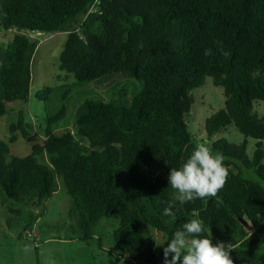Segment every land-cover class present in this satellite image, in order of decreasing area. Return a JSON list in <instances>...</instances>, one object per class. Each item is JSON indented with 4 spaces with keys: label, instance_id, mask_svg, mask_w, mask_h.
<instances>
[{
    "label": "trees",
    "instance_id": "obj_1",
    "mask_svg": "<svg viewBox=\"0 0 264 264\" xmlns=\"http://www.w3.org/2000/svg\"><path fill=\"white\" fill-rule=\"evenodd\" d=\"M10 30L23 34L0 46V117L30 97L38 44L28 34L66 32L60 69L81 85L125 73L142 87L128 106L86 100L74 127L55 135L66 117L67 90L42 143L20 111L9 141L0 140V191L7 200L39 207L61 181L79 218L80 241L95 237L105 219L119 222L112 236L117 260L164 264L173 233L199 218L212 242L233 244L234 264H264V115L255 107L264 103V0H0V33ZM209 48L212 55H204ZM207 78L225 97L224 108L205 121L207 137L234 127L244 141L213 142L229 170L225 187L207 201H176L167 217L163 208L174 199L164 183L148 184V172L164 155L169 176L191 154L192 91ZM53 92L45 87L46 95ZM18 131L31 145L24 157L11 153ZM248 139L256 140L251 156ZM244 171L258 180H246ZM162 235L158 252L154 239Z\"/></svg>",
    "mask_w": 264,
    "mask_h": 264
},
{
    "label": "rangeland",
    "instance_id": "obj_2",
    "mask_svg": "<svg viewBox=\"0 0 264 264\" xmlns=\"http://www.w3.org/2000/svg\"><path fill=\"white\" fill-rule=\"evenodd\" d=\"M16 34L23 33L17 30L1 32L0 46L6 47ZM27 37L38 44L32 60L30 97L27 102L10 104L9 113L0 117L2 141H9L12 136L10 126L17 122L19 112L23 111L26 121L31 125V133L37 132V142L42 143L43 133L49 121L56 120L54 116L59 114L62 98L67 90L69 94L64 102L67 107L66 117L53 128L55 135H61L63 130L74 127L76 114L86 100L128 106L141 90V83L125 73L104 76L85 85L77 83L73 75L60 69V55L67 39L66 32L28 34ZM45 87L54 88L53 94L46 95ZM192 94L194 102L186 124L195 144L205 143L211 147L220 138L236 144L244 141L243 135L234 127L216 134L212 139L206 135V119L224 108L222 88L214 86L212 79L207 78L205 86L193 90ZM47 98L50 100H46ZM255 107L260 115H264V103L256 102ZM16 137L17 140L10 145L12 155H29L31 145L22 138L19 131ZM247 143L248 154L251 156L256 140L248 139ZM42 160L47 161L46 158ZM156 161V165L148 172V184L156 180L164 183L174 199L175 192L169 186L165 171V156L160 155ZM244 172L246 180H258L251 171ZM146 191H142L144 195ZM73 206L61 181L57 183L56 193L39 207L7 200L0 191V264H136L131 259L117 260L112 254L119 252L112 237L114 229L119 226L116 220H103L97 228V237L87 242L80 241L79 218L71 210ZM33 234L40 239L39 243L34 241ZM164 237L162 235L154 239L158 252L162 245L157 243L163 244ZM257 250H261V245Z\"/></svg>",
    "mask_w": 264,
    "mask_h": 264
},
{
    "label": "clouds",
    "instance_id": "obj_3",
    "mask_svg": "<svg viewBox=\"0 0 264 264\" xmlns=\"http://www.w3.org/2000/svg\"><path fill=\"white\" fill-rule=\"evenodd\" d=\"M216 43L223 55H229L223 51L220 42ZM204 55H212V49H206ZM228 177L229 170L223 154L214 153L205 143H197L179 168L170 169L168 183L175 197L174 201L166 202L162 214L174 216L176 201L188 203L196 199L207 201L217 197ZM233 250L232 243L221 241L213 244L211 235L205 234L203 221L193 218L177 229L168 240L167 246L163 248L164 264H234L231 258Z\"/></svg>",
    "mask_w": 264,
    "mask_h": 264
},
{
    "label": "water",
    "instance_id": "obj_4",
    "mask_svg": "<svg viewBox=\"0 0 264 264\" xmlns=\"http://www.w3.org/2000/svg\"><path fill=\"white\" fill-rule=\"evenodd\" d=\"M193 98H191V103H192V105H191V109H190V111H192V107H193ZM241 222H242V224L244 225V227H246L248 230H251V226H250V224L247 222V221H245L244 219H241Z\"/></svg>",
    "mask_w": 264,
    "mask_h": 264
},
{
    "label": "built area",
    "instance_id": "obj_5",
    "mask_svg": "<svg viewBox=\"0 0 264 264\" xmlns=\"http://www.w3.org/2000/svg\"><path fill=\"white\" fill-rule=\"evenodd\" d=\"M119 258H121V256H119Z\"/></svg>",
    "mask_w": 264,
    "mask_h": 264
},
{
    "label": "crops",
    "instance_id": "obj_6",
    "mask_svg": "<svg viewBox=\"0 0 264 264\" xmlns=\"http://www.w3.org/2000/svg\"><path fill=\"white\" fill-rule=\"evenodd\" d=\"M98 235H96V237H97Z\"/></svg>",
    "mask_w": 264,
    "mask_h": 264
}]
</instances>
